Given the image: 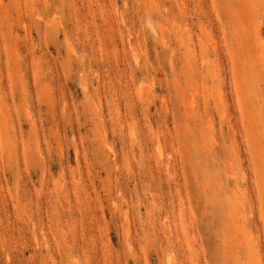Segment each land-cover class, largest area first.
Listing matches in <instances>:
<instances>
[{
	"label": "rangeland",
	"instance_id": "1",
	"mask_svg": "<svg viewBox=\"0 0 264 264\" xmlns=\"http://www.w3.org/2000/svg\"><path fill=\"white\" fill-rule=\"evenodd\" d=\"M0 264H264V0H0Z\"/></svg>",
	"mask_w": 264,
	"mask_h": 264
}]
</instances>
